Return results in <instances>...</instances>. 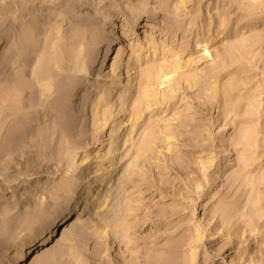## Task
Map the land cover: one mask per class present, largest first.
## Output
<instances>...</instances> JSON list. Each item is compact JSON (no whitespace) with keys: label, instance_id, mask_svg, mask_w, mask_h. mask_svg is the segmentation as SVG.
I'll return each mask as SVG.
<instances>
[{"label":"rangeland","instance_id":"obj_1","mask_svg":"<svg viewBox=\"0 0 264 264\" xmlns=\"http://www.w3.org/2000/svg\"><path fill=\"white\" fill-rule=\"evenodd\" d=\"M261 1L260 6L253 7L255 4L243 0H0V9L8 8L0 18V45L4 43L3 30H11L8 41L11 54L6 67H10L11 63L17 62L20 66L25 63L31 73L37 65L49 61L50 71L54 70L56 57L52 48L61 44L64 46L61 54L64 67L59 71L60 76L70 78L73 75L84 86L78 90H82L83 94L95 97L103 93L106 98L98 105L101 110L110 113L107 124L99 132L100 140L93 142V135H90L73 151L71 168L64 161L63 164L56 160L45 163L44 155L34 151L22 157H7L4 160L12 161L1 162L6 165H1L3 168L0 170L3 173L0 175V211L4 218L0 222V227L4 226V231L0 233V242H3L0 251L7 252L6 244L11 239L9 235L19 233L65 196L64 191L56 187L63 181L71 180L75 188L86 180L113 175L111 182H115L114 188L106 191L109 188L106 186L104 191H114L113 195H116L118 190H122L121 193L112 201L92 202L89 210L84 211L85 205L82 204L63 227L37 245L34 255H28L26 264H31L33 256L40 258L57 246L68 249L67 264H76L77 259L72 253L80 243L78 239L71 241L75 237L69 235L71 225L79 221L77 225L91 233V219L97 214V221L103 222L118 201H127L136 210L131 214L118 213L117 216L126 214L129 219L136 215L148 217L141 229L130 224L129 230L131 236L138 235L156 252L166 250L174 240L182 238L186 242L182 251L190 256L194 264H264V210L263 216L256 221L262 225L260 230H250L242 224L248 213L247 198L252 196L248 179L262 180L261 183L257 180L255 190L264 202V0ZM166 9L170 21L167 27L154 21L163 28L159 30L157 27L154 33V51L152 48L147 50L149 41L143 37L149 28L133 34L131 43H142V48L136 51V57L140 58L138 64L142 67L159 65L157 77L164 80L168 78L167 70H176L178 76L189 77L195 84L189 88L177 81L165 101L143 108L135 123L128 108L142 90L154 88L155 84L143 85L127 96L123 84L114 91L111 67L116 62L115 58L109 63L107 76H100L99 70L92 69L84 77L82 72L74 70L77 63L74 65L70 53L83 48L85 37L89 41L85 52L95 47L96 39L105 30L120 24L121 14L142 16L156 12L161 16L167 12ZM12 14L25 20L22 28L15 30L10 17ZM90 16L95 17V23L85 21ZM38 28L44 32H37ZM46 36H49L51 44L44 49ZM237 46L242 49L241 57L229 61L227 54L236 51ZM117 48L128 52V37ZM25 53L27 56L22 57L21 54ZM78 56L81 60L87 59L84 54L73 55ZM119 65L120 62L116 66ZM236 74H240L244 81L238 89L242 96L238 99V107L224 116L214 95L212 98V94L208 96L211 93L208 87L215 83L221 86L234 79ZM164 80L162 82L167 83ZM93 89L96 92H92ZM126 96L129 105L123 109L125 102L122 101ZM81 99L80 102H73L78 109ZM204 101H209L208 107ZM47 112L48 109H41L29 116L31 120L25 124L32 129L27 135L28 140L37 139L36 131L50 125V120L45 121L47 116L43 117ZM65 112L70 113L68 109ZM59 115L63 113L48 116L57 119ZM70 119L75 131L81 128L92 130V123L84 122L80 113L70 116ZM179 121H185L187 125ZM20 122L23 124L22 118ZM97 124L100 120L95 122ZM154 127L160 133L156 135V143L152 144L150 157L147 158L150 166L141 157L135 179L125 186L121 185V181L127 178L126 167L133 162L143 139ZM247 127L257 131L254 145L240 142L237 137L241 129ZM2 136L1 133L0 138ZM226 146L229 150L239 149L237 174L220 180L211 192L213 198L205 200L202 196L211 177L224 166L227 168L229 154L224 150ZM27 155L39 159L40 165L24 172ZM97 155H103V158H96ZM84 157H89L90 164L80 168ZM109 159L117 161L118 166L109 167ZM114 167L120 175L115 173ZM4 175L8 176L9 182L2 181ZM167 177L169 181H161ZM20 180L23 183L15 192H8ZM153 184H159L163 191L156 190ZM206 197L208 195L205 194ZM220 205L229 210L227 227L226 224L221 225ZM6 206H9L7 210ZM170 212L174 214L165 218ZM86 249L90 250L89 245ZM112 251L116 252L117 248L112 246Z\"/></svg>","mask_w":264,"mask_h":264},{"label":"bare ground","instance_id":"obj_2","mask_svg":"<svg viewBox=\"0 0 264 264\" xmlns=\"http://www.w3.org/2000/svg\"><path fill=\"white\" fill-rule=\"evenodd\" d=\"M101 1V0H100ZM250 2V4H255L253 7L260 6L261 0H243ZM249 7L252 8L251 5ZM8 8L0 9V18L2 13ZM163 15H159L154 12L152 15H139V14H121L120 24L105 30V32L96 39V46L90 48L85 52L89 41L87 37L83 38L84 46L83 48H77L74 52H71L73 58L74 70L76 72H82L84 77L90 70H99L98 75L107 76L106 70L108 69L110 61L115 58L116 62L112 64V74L113 75V87L114 91L117 90V86L123 84L124 91L127 92V96L131 92L136 91L138 88L145 86H151L155 84L154 88H145L140 92V95L133 99V105L128 108L127 96L122 102L124 103L123 109L128 108L131 120L137 123L140 115L142 114V109L149 107V104H156L158 102H164L166 96L169 92L174 90V86L177 81L183 82L189 88L194 86V81H190L189 77L178 76L176 70H167L168 78L160 79L157 77L159 65L149 64L142 67L138 64L140 58L136 57V51L142 48L141 44L131 43L133 34H136L138 30H143L149 28V32L143 35L145 41L148 42L147 50L154 51L156 42L154 33L163 28L157 26L154 21H158L163 27H167L170 21H168V10ZM13 26L15 30L22 28L25 25V20L23 18H17L12 14L10 15ZM264 20V15L262 16ZM85 21L89 24L95 23V17L90 16ZM99 25V23H96ZM37 32H44L43 29L38 28ZM11 30L6 29L2 32V42L0 45V170L3 168L1 162L7 157H15L17 155L22 157L25 153L31 154L32 151L44 155L43 161L49 163L50 161H57L63 164V161L67 163V167L71 168V158L73 151L78 148L82 141L87 140L90 135H93V142L100 140L99 132L107 124L110 113L108 110H101L100 104L106 97L104 94L95 96L93 94L84 93L82 90L78 91L80 87H84L80 82H77L73 75L70 78H62L60 75L61 70H63V57L61 58L64 46L57 44L52 48L55 52V68L51 70V67L47 63H40L35 69L29 72L26 68L25 63L19 65L16 63H11L10 67H6L9 63V56L11 54V45L8 43L11 36ZM39 33H37L38 36ZM166 36V34H164ZM73 37V36H72ZM129 41V51L124 53V49L121 50L117 48L118 44L122 41ZM79 38V37H78ZM77 38V39H78ZM81 38V37H80ZM76 39V38H75ZM94 39V37H93ZM86 40V41H85ZM75 41V40H74ZM1 42V43H2ZM22 43V42H21ZM20 44V42H19ZM49 36L45 38V44L43 48L46 49L50 45ZM241 47L237 46L236 51L229 52L227 57L230 59L241 57ZM86 55L87 59L81 60L80 57H73L74 54ZM53 54V55H54ZM69 54V55H70ZM22 57H26L27 53L21 54ZM21 57V58H22ZM54 57V56H53ZM72 60V59H71ZM53 61V60H52ZM120 62L119 66H116ZM64 75V74H63ZM162 80L166 81L162 82ZM242 77L240 74H236L234 79H229L228 82L223 83L221 86L215 83L211 89V93L208 95L211 98L214 95V100L218 106H221V113L224 116L229 115L233 110L238 107V99L242 96L239 92V86L243 84ZM92 92H96L94 89ZM117 93V92H116ZM119 93L118 95H120ZM82 97V99H81ZM81 104L76 107L73 102L77 100ZM206 107L209 106V101H204ZM48 107V108H47ZM41 109H48V112L43 115L46 117L45 121L50 120V125H45L42 130H37V139L28 140V134L31 133L32 129L28 128L25 124L30 122L29 117L34 111ZM68 109L70 113H66L65 110ZM51 113L61 114L56 119V117H49ZM80 113L83 117L84 122L92 123V130H85L83 128L75 131L73 125H71L70 116H74ZM23 119V124L20 119ZM100 120V124L95 125V122ZM180 124L187 125L185 121H179ZM100 127V129H98ZM154 127L148 135L143 139L138 154L134 157L132 163L126 167L127 178L121 181V185L125 186L128 182L135 179L137 175L138 159L143 157L142 160L148 162V167L150 166L149 160L150 152L152 151V144L156 143V135L160 133ZM28 129V130H27ZM4 131V134H3ZM92 131V132H91ZM257 131L251 127L241 129L237 134L240 142L256 144ZM228 151V162L227 168L219 170L216 174L211 177L208 183V188L205 192L208 197L205 198V194L202 196L205 200L213 198L211 195L212 190L216 185H219L220 180L227 178L230 175H236V166H240L238 151L239 149H230L228 146L224 148ZM147 152V153H145ZM28 160L25 166L24 172L32 170L33 167L37 168L40 163L34 158L33 155H27ZM102 156H96V158ZM12 161V159L4 160ZM108 166H118L117 161H112L109 159ZM176 164V162L174 161ZM90 164L89 157H84L80 168L86 167ZM9 168V167H8ZM117 167H114L115 173L120 175V171H116ZM4 170H7L6 168ZM122 170V169H121ZM98 171V170H97ZM96 171V172H97ZM3 173L0 171V175ZM142 175V174H140ZM234 175V176H235ZM111 176H101L96 177L93 180H86L82 182L78 187L73 188V184L70 181H63L57 190L64 191V195L57 200L50 208L39 218L34 220L32 223L23 227L22 230L17 234L9 235L11 239L8 240L6 244L7 252L0 251V264H26L27 257L34 253V249L42 243L47 237H50L58 228L63 227L68 221L70 216H74L78 212V208L83 204L85 209L89 210L92 202L104 203L106 201H112L122 190H118L116 195L113 192H106L109 189H113L115 182H111ZM2 181L9 182L8 176L4 175ZM248 179L247 183H250L252 196L248 197V210L247 216H244L242 224L250 230H260L262 225H258L256 221L263 216L264 202L261 201V196L257 195L255 190V184L257 180L261 183V179ZM169 181L168 177L165 180ZM21 182V180L13 185L11 190L8 192H15L16 188ZM143 183L147 181L143 180ZM109 186V188L104 191V188ZM154 188L159 191H163L161 186L158 184H153ZM2 188V187H0ZM173 191H175L173 189ZM209 191V193H207ZM95 194V195H94ZM31 201H32V197ZM112 213L105 216V220L102 222L97 221V214L90 222L92 223L91 228L93 229L89 233L82 226H78V222L71 225V230L69 235L75 237L72 240H77L80 244L77 245L75 251L72 255L77 259L76 264H194L190 256L185 255L182 251L183 245L186 243L182 238L176 239L171 243V246L166 250L156 252L155 249L147 245L144 241L139 239V236H131L129 230V225L132 224L135 228L141 229L146 223L148 217H137L133 216L130 219L126 214L122 217L117 216V214H131V211H135L136 208L130 206L127 201H118L112 208ZM9 206H6V210ZM111 208V209H112ZM128 210H130L128 212ZM174 213L170 212L165 216L171 217ZM218 214L223 220L221 225L228 223L227 217L229 216L228 207L225 205H220L218 207ZM157 214H153L156 216ZM240 217V216H239ZM227 219V220H226ZM4 218L0 211V222ZM221 226V227H222ZM4 231V226L0 227V233ZM7 231V230H5ZM66 230L63 231V234ZM85 233V234H83ZM94 233V234H93ZM6 234V233H5ZM3 233V235H5ZM2 238V235H0ZM4 237V236H3ZM4 239V238H3ZM2 240V239H1ZM4 241V240H3ZM91 241V242H89ZM2 241L0 242V247L2 246ZM90 247L86 249V246ZM112 246L117 248V251L113 253ZM4 248V247H3ZM68 250V249H67ZM66 248L64 247H54L49 249L42 254L40 258L38 256H33L31 260L35 262L34 264H67L66 257L68 256ZM34 255V254H33ZM30 261V260H29ZM28 261V262H29Z\"/></svg>","mask_w":264,"mask_h":264}]
</instances>
